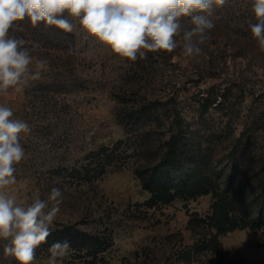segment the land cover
Returning <instances> with one entry per match:
<instances>
[{"label": "rangeland", "instance_id": "obj_1", "mask_svg": "<svg viewBox=\"0 0 264 264\" xmlns=\"http://www.w3.org/2000/svg\"><path fill=\"white\" fill-rule=\"evenodd\" d=\"M253 2L213 0L211 39L190 57L182 55L190 17L179 19L176 50L138 53L135 61L67 12L72 32L43 22L33 28L27 17L14 22L9 36L26 41L30 70L37 58L49 63L40 79L26 76L0 92V105L30 128L20 133L25 156L14 165L15 183L2 191L25 207L37 196L47 200L53 187L63 195L32 264H48L56 241L71 245L58 264H264V51L249 27L257 22ZM178 132L205 162L194 155L180 174L158 169L157 178L179 183L208 163L211 177L223 180L240 164L251 223L218 232L212 192L152 202L142 176H151ZM7 243L0 239V264H17L3 252Z\"/></svg>", "mask_w": 264, "mask_h": 264}, {"label": "clouds", "instance_id": "obj_2", "mask_svg": "<svg viewBox=\"0 0 264 264\" xmlns=\"http://www.w3.org/2000/svg\"><path fill=\"white\" fill-rule=\"evenodd\" d=\"M215 3L220 6L225 0H215ZM212 6L213 0H0V92L7 94L9 88L27 83L26 76L31 80L40 79L48 66L46 58H37L35 71L30 70L34 58L23 47L26 41L9 36L14 22L26 17L33 28L43 22L72 32L73 24L63 17L67 12L78 18L80 27L114 54L135 61L138 53L143 58L146 52L176 50L175 37L180 34L182 17H190L192 24L183 32L182 55L201 54L203 49L197 44L209 41L210 31L215 27L208 18ZM252 9L257 22L249 25L251 34L264 51V0H254ZM12 117L11 108L0 105V239L8 241L3 246L6 256L14 257L17 264H32L35 250L51 235L63 195L59 188L53 187L47 200L37 196L25 207L2 191L15 183L14 165L25 156L20 133L30 131L27 122ZM70 249L68 241L54 242L49 248L48 264H58L57 258L68 255Z\"/></svg>", "mask_w": 264, "mask_h": 264}, {"label": "trees", "instance_id": "obj_3", "mask_svg": "<svg viewBox=\"0 0 264 264\" xmlns=\"http://www.w3.org/2000/svg\"><path fill=\"white\" fill-rule=\"evenodd\" d=\"M183 136L181 132L174 134L163 157L154 165V172L151 176L148 179H146V176L144 178L142 176L144 188L150 192L152 202L156 200L167 202L180 193L194 195L212 192L216 198L213 204L212 223L218 232H225L233 227L235 223H241L245 226L251 223L249 219L254 220L255 218H253L252 212H249L248 195L244 193L247 184L240 178V164H236L235 170L223 180L218 176L211 177L207 171L208 163L205 170L198 167L189 176L181 177L182 180L180 179L179 183L171 180L170 175L162 179L157 178L158 169H162L167 174L168 172L171 173V170L173 173L180 174L184 165L195 156H199V160L204 159L203 150H200V147L195 148L190 142L182 143ZM190 140L187 139V141ZM230 153L234 158L237 150L234 149ZM206 157H208L207 154ZM203 162H205V159ZM138 171L141 172L140 169ZM261 198L264 201V178Z\"/></svg>", "mask_w": 264, "mask_h": 264}]
</instances>
